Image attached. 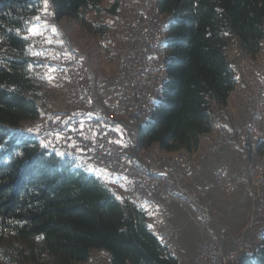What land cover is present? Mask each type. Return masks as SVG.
I'll use <instances>...</instances> for the list:
<instances>
[{"label":"trees","instance_id":"obj_1","mask_svg":"<svg viewBox=\"0 0 264 264\" xmlns=\"http://www.w3.org/2000/svg\"><path fill=\"white\" fill-rule=\"evenodd\" d=\"M104 0H0V264H85L105 252L110 264H178L143 209L120 199L74 159L44 147L25 125L41 119L33 20L47 6L56 21L72 18L88 33L104 34L90 14H114ZM166 16L164 97L140 126V150L195 151L212 130L236 80L228 51L237 44L255 58L264 39V0H155ZM38 100V101H37ZM251 153L249 158L251 160ZM256 254L238 264H264Z\"/></svg>","mask_w":264,"mask_h":264},{"label":"built area","instance_id":"obj_2","mask_svg":"<svg viewBox=\"0 0 264 264\" xmlns=\"http://www.w3.org/2000/svg\"><path fill=\"white\" fill-rule=\"evenodd\" d=\"M131 24H133V37L127 38L126 45H130V52L124 65L121 81L113 82L112 79L110 83L101 84L105 91V98L109 99L112 107H119L121 111H127V118H119L112 113L108 115L104 109L96 107V99L91 111H97V116L102 117V127L89 125L88 118H85V124H71V117H83L82 113H79L80 110L77 109L67 117H63L62 121L56 119V122L52 124V129L55 132L51 134L53 136L52 141L56 144L55 149H68L74 155L86 156L91 163L97 164L99 169L110 171L111 174H118V181H106L110 187L119 184V179H126V181L127 179H134L138 198L145 207V201H154L153 193L159 184L156 181L147 180L144 176L137 175L136 171L132 169L126 168L123 155L118 153L123 152L124 148H131L133 151V139L128 134L130 119L145 117L144 105L153 92L155 74L159 70H157L155 61H148V53L150 33H157V27H151L148 12L133 14ZM239 60L244 71L247 97L243 99V104L238 108L241 109V116L235 118L234 132L239 137L245 136L246 130H250L251 110H258L259 119L257 130H254V141H248V147L254 148L253 158H257V167H253V174L250 177L236 176L227 169H223L217 174L216 183L218 189L226 194L235 192L241 185L247 186L253 201L252 218L239 236H234L226 227H223L216 237L210 238L201 247L195 258V264H235L236 259L240 256L252 255L261 227L255 220L259 216H264V67H254L250 63L242 62L241 58ZM142 64H150L151 77L143 76ZM90 75L88 72L89 81ZM133 78H142V86H133ZM37 82H39L38 76ZM126 93H134L133 102H124V94ZM222 118L221 112L220 124H222ZM127 122L129 123L125 126L124 123ZM117 127H120L122 132L117 133L115 131ZM44 128L42 126L41 130ZM223 133L224 140L222 143L207 145L208 155L206 157L217 154L224 148L229 137H227L226 132ZM47 138L44 136V139ZM201 161L184 159L182 163L163 164L162 162L153 163L152 157L151 161L144 164L165 173V178L169 180L167 190L172 195L173 192L184 191L187 204L189 201H196V209H203V219L199 220L209 231L215 220V210L212 204L205 199L203 192L190 183L191 176L199 169ZM154 204L156 207L155 201ZM142 209L148 220V211H145V208ZM162 229L166 235H170L171 231L167 226L163 225ZM248 233H253L254 238L249 240ZM228 242H230V247L227 246ZM100 260L108 261L107 253L104 252V259H98V262Z\"/></svg>","mask_w":264,"mask_h":264},{"label":"rangeland","instance_id":"obj_3","mask_svg":"<svg viewBox=\"0 0 264 264\" xmlns=\"http://www.w3.org/2000/svg\"><path fill=\"white\" fill-rule=\"evenodd\" d=\"M154 1L155 0H104L103 7L105 9L110 10V7L115 2L118 3V8H116L114 14L105 12L98 17L94 14L88 16V20L93 22L96 27H99V25L107 27L105 33L99 35L88 33L72 18L67 17L56 21L54 17L50 16L47 6L43 10V16L33 20V24L37 26V33L31 32L37 37L34 46V48L37 49L35 52L37 65L34 67L31 76H33L32 79H34V76H36V78L38 76L39 82L37 83L41 91L39 105L42 109V116L39 121L25 125L27 127L24 129V132L29 136H36L44 147L51 149L59 156H68L74 159L79 168L84 169L90 174L93 172L96 173V175L106 183L102 182L104 185H107L106 181H114V179L106 178V173H103L96 165L89 164L91 161L88 157L74 155L73 152L68 149H55L56 144L53 143V136L51 134L55 132V130L52 129V124L56 122V119L62 121L63 117H67L78 109L80 110L79 113H82L84 118L71 117V124H85V118H88V120L96 121L88 122L89 125L95 123L94 127H102V117L97 116V111H91L92 105H95L96 99V107L105 108L104 112L106 111L105 113H107V111H109L108 115L112 113V115L119 116V118H127V111L123 113L119 107H117V109L116 107H112V103L104 97L103 93L105 92L101 85L104 83H102V80L98 79L103 77L111 81L113 79L114 82L119 64L122 61V55L127 49L124 42L120 41V39L117 40L115 37L124 36L121 31L122 24L127 21H132L133 14H136V12H148L151 27H157V33H150L151 47H155L154 45H156L157 42H161L162 39L166 37L167 17L157 15ZM44 21H47V24L44 23ZM234 45L236 44H233L228 51V60L234 70H239L241 67L240 60L236 67L233 66L232 60L237 57L238 59L241 58L242 62H244L245 55H243V51L240 47L237 45L235 47ZM151 55H153V53L149 49L148 58ZM160 57V55H157V58ZM88 72L91 74L90 81L88 80ZM148 114L151 118L150 110ZM130 122H132L130 125H128L129 122L124 123V125H128V134L131 135L134 140L133 151H131V148H124L127 152L123 151L118 154L123 155L125 158L124 162H127L125 165L128 169L136 166L143 169L146 174L150 165L148 166V164H144V162L151 161L153 157L148 156V152H154L155 149L159 147L153 146L147 150H140L135 132L139 122L135 119H130ZM118 125L122 126L120 124ZM42 126L45 127L43 130H41ZM115 131L119 133L122 132V129L117 127ZM44 136H47L49 141L44 139ZM205 138L207 139L206 141L209 142L207 145H210L212 136H204V139ZM248 140H251V138H248ZM207 145L203 147V150L207 149ZM158 159L160 161L165 160L159 152L153 157V163H157L159 161ZM252 161L253 157H251V162ZM131 164H133V167ZM80 165L83 166L80 167ZM121 182H123V179L119 180V183ZM107 186L110 187L109 185ZM164 186L165 188L167 187L165 184ZM166 189H168V187ZM133 191L138 196V193L134 189ZM145 206V211L146 209L148 211L155 209V204L152 206L153 208L148 205ZM162 231L163 229L160 231L161 235ZM96 253L95 255H91L89 264H100L107 261L103 260L97 263V256L104 254V252Z\"/></svg>","mask_w":264,"mask_h":264},{"label":"crops","instance_id":"obj_4","mask_svg":"<svg viewBox=\"0 0 264 264\" xmlns=\"http://www.w3.org/2000/svg\"><path fill=\"white\" fill-rule=\"evenodd\" d=\"M44 23L47 24V21H44ZM30 32L37 33L35 24ZM236 45L234 46L236 47ZM243 55H245L246 60L248 56L244 51ZM263 56L264 49L258 57ZM238 61L237 57L232 60L234 67L239 64ZM232 70L236 85L229 96L226 108L222 111L223 121L227 122L230 127H233L236 122L235 113L237 114L238 104L247 97V87L240 69L234 70L232 68ZM238 112L240 113V111ZM250 119L252 121L251 117ZM232 132L233 134L231 133V136L227 139L224 148L219 153L203 159L199 169L192 174L190 179V183L203 192L205 199L212 204L215 210V220L209 231L205 229L192 206L187 204L185 200L172 195L161 180L154 179L159 185L153 193V199L156 203L155 209L150 211L146 209L149 213L148 224L157 233L161 242L169 248L178 264H195V258L201 247L210 238L216 237L223 227H226L234 236H239L252 218L253 201L247 186L241 185L235 192L226 194L218 189L216 183L217 174L223 169H227L236 176L250 177L253 174V164L249 158L248 138L245 136L239 137L234 129ZM252 138H254V133H252ZM206 140L203 137L202 148L209 144ZM110 188L120 199L129 200L141 208H146L140 202L129 182L123 181ZM255 221L260 224L261 228L264 226V216L257 217ZM163 225L171 231L166 239H164L163 233L160 234ZM253 236V233L247 235L249 240L253 239ZM229 243H227L228 247H230ZM99 252L97 251V253ZM95 253L96 251L92 255H95ZM89 263L90 259L85 264ZM100 264L110 263L108 260Z\"/></svg>","mask_w":264,"mask_h":264},{"label":"bare ground","instance_id":"obj_5","mask_svg":"<svg viewBox=\"0 0 264 264\" xmlns=\"http://www.w3.org/2000/svg\"><path fill=\"white\" fill-rule=\"evenodd\" d=\"M121 31L123 33L122 35H124V36L123 37L116 36L115 38L117 40L120 39V41H123L127 49L125 50L124 54L122 55V61L119 64V69L116 72V75H115L116 77H115L114 82H120L121 81L122 72L124 71V65H125V62H127V60H128V53L130 52V45H126V43H127V38H132L133 37V24H131V21L124 22L122 24V26H121ZM166 37H167V35H166ZM166 37L162 39V41H161L162 43L161 42H157L156 45H154L155 47H151L149 45V49L152 51L153 55H151L148 58V61H155L156 64H157V70H159V71H156V74H155L154 87H153V92L151 93L150 99L147 100L145 102V105H144V115H145V117H143L142 119H135V120H138V122H139V124H137V129L135 130L136 136H137L138 128L141 125H144L146 122L151 120L150 115L148 114V111L150 110L151 104L153 102H155L156 99H161V98L164 97L163 83H164V80H165V77H164V75H165V59H166V55H167L166 46H165V42L164 41H165ZM150 44H151V38H150ZM263 47H264V45L262 43L261 51L264 49ZM157 55H160L161 57L157 58ZM258 55L255 58L248 56L246 58L245 62L250 63V65H252L254 67H264V56L259 58ZM240 73L244 77V71H243V68H241V67H240ZM142 74H143L144 77H151L150 64H142ZM112 77H110V78H112ZM34 79L37 80L36 76H34ZM98 80H102V83H104V84H107V83L111 82V80H108L107 78H103V77L99 78ZM133 86H142V78H133ZM103 94H104V97H105V93H103ZM107 100L109 101V99H107ZM133 100H134V93H126V94H124V102H133ZM38 102L40 104V99H39ZM242 104H243V100L238 104V107L241 106ZM116 109H117V107H116ZM238 111H240V113ZM238 111H237V114L235 113V116H236L235 118L241 116V109H238ZM108 112L109 111H107V113ZM122 112L124 113L125 111H122ZM251 113L252 114H250V117L252 118V121H251V119L249 121V129L250 130H246V132H245V137L251 138V140H248V141H254V138H252V133H254V130H257L258 119H259L258 110H251ZM211 119H212V130L207 135H211L212 136V141H211L210 145H218L219 143H222L223 140H224V133L223 132H226L227 137H230L231 133L233 134L232 130L234 129L233 128L234 126L230 127L227 122L223 121V118H222V124H220L221 111L219 109H217V108L212 111ZM88 122H96V121L88 120ZM130 123H132V122H130ZM94 126H95V123H93V127ZM231 128H233V129L231 130ZM134 137H135V135H134ZM203 137L201 139V143L203 141ZM201 146L202 145L200 144V146L195 151L190 152V153H188L186 151H183V150L175 151V152H166V151H163L160 148H158V149H155L154 152H148V156H151V157L153 156L154 157L157 152L161 153L162 157H164L165 160H161L160 161L158 159L159 161L157 163L162 162L163 164L182 163L184 159H186V160H203L208 155V147H207L206 150L205 149L203 150V148ZM248 150L254 156V148L253 147H248ZM124 152H127V151L124 150ZM124 160H125V158H124ZM88 162H89V160H88ZM89 164L93 165V163H89ZM252 164H253V167H257V158H253ZM94 165L97 166V164H94ZM131 165L133 167V164H131ZM81 166H83V165H80V167ZM130 169H132L133 171H136L137 175L144 176L145 178H147V180H152V181H154V179L161 180L169 188V180H168V178H165V173H163V171L155 170L154 168L150 167L149 170H147V172L145 174L143 169H141L139 167L134 166L133 168H130ZM100 170H102V169H100ZM102 172L107 174V175H105L106 178H112V179H114V181L118 180V174H111L109 171L106 172V170H102ZM92 174L95 175L96 177H98L96 175V173L93 172ZM98 178L101 180L100 177H98ZM119 180H122V179H119ZM123 181H124V179H123ZM125 181H126V179H125ZM127 181H129L131 183V186L133 187V189L138 193L137 188H135V180L134 179H127ZM101 182H103V181L101 180ZM103 183H105V182H103ZM174 195L177 198H180V199H183V200L186 201V193L184 191L174 192ZM145 205H148L149 207L150 206L152 207L154 205V201H145ZM189 205L192 206L193 209H195V213L198 216V218L199 219H203V209H196V201H189ZM162 233H163V236H165V237L168 236V235H166L164 233V230L162 231ZM262 236H263V230H262V228H260L259 237L256 238V247L253 248V254L252 255H242V256H240L238 259H236L235 264H238L241 261H243V259H245L247 257H252V256H254L256 254V252H257L256 250H257V247H259V245H260ZM98 259H104V254H100V255L97 256V258H96L97 263H98ZM101 261H103V260H100V262Z\"/></svg>","mask_w":264,"mask_h":264},{"label":"snow or ice","instance_id":"obj_6","mask_svg":"<svg viewBox=\"0 0 264 264\" xmlns=\"http://www.w3.org/2000/svg\"><path fill=\"white\" fill-rule=\"evenodd\" d=\"M47 3V0H45V4Z\"/></svg>","mask_w":264,"mask_h":264}]
</instances>
